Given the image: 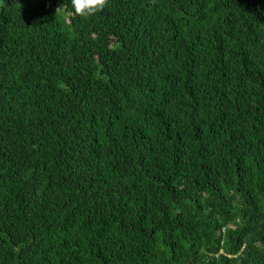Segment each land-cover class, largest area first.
Returning a JSON list of instances; mask_svg holds the SVG:
<instances>
[{
	"label": "trees",
	"instance_id": "16d2710c",
	"mask_svg": "<svg viewBox=\"0 0 264 264\" xmlns=\"http://www.w3.org/2000/svg\"><path fill=\"white\" fill-rule=\"evenodd\" d=\"M0 264H264V0H0Z\"/></svg>",
	"mask_w": 264,
	"mask_h": 264
},
{
	"label": "clouds",
	"instance_id": "9594fccd",
	"mask_svg": "<svg viewBox=\"0 0 264 264\" xmlns=\"http://www.w3.org/2000/svg\"><path fill=\"white\" fill-rule=\"evenodd\" d=\"M106 0H71L73 11L80 16H87L105 7Z\"/></svg>",
	"mask_w": 264,
	"mask_h": 264
}]
</instances>
